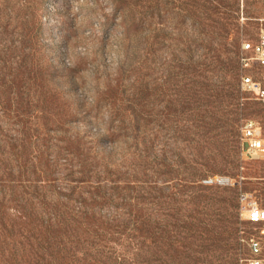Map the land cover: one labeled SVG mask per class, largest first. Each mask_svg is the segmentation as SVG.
<instances>
[{
  "label": "rangeland",
  "instance_id": "1",
  "mask_svg": "<svg viewBox=\"0 0 264 264\" xmlns=\"http://www.w3.org/2000/svg\"><path fill=\"white\" fill-rule=\"evenodd\" d=\"M263 27L264 0H0V264H239Z\"/></svg>",
  "mask_w": 264,
  "mask_h": 264
},
{
  "label": "built area",
  "instance_id": "2",
  "mask_svg": "<svg viewBox=\"0 0 264 264\" xmlns=\"http://www.w3.org/2000/svg\"><path fill=\"white\" fill-rule=\"evenodd\" d=\"M243 51H252L253 59L261 65H264V27L261 29L259 39L256 43H244ZM248 64V58H243ZM244 88L255 91L260 97L264 98V89L250 77L243 79ZM241 138L243 153L250 159L264 158V135L262 127L253 120L245 121L241 126ZM206 184L228 185L233 181L228 176H209L205 178ZM246 201L244 210L248 212L247 219L260 228L259 232L249 234L246 238L242 236V240L247 246V253L240 259L239 264H264V202L253 197L252 194L242 196Z\"/></svg>",
  "mask_w": 264,
  "mask_h": 264
}]
</instances>
